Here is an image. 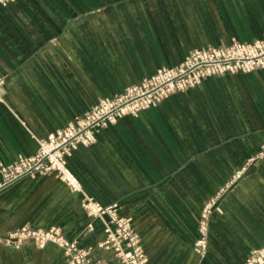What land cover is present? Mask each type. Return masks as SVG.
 Instances as JSON below:
<instances>
[{
	"label": "crops",
	"instance_id": "1",
	"mask_svg": "<svg viewBox=\"0 0 264 264\" xmlns=\"http://www.w3.org/2000/svg\"><path fill=\"white\" fill-rule=\"evenodd\" d=\"M264 36V0H14L0 6V162L37 153L46 139L105 98L182 63L196 49ZM78 180L35 173L4 185L0 264H69L54 244L7 243L29 225L59 229L93 261L103 223L87 198L132 220L147 264H246L264 245V69L227 73L169 95L96 132L67 157ZM245 173L209 218L207 249L194 250L205 203Z\"/></svg>",
	"mask_w": 264,
	"mask_h": 264
},
{
	"label": "built area",
	"instance_id": "2",
	"mask_svg": "<svg viewBox=\"0 0 264 264\" xmlns=\"http://www.w3.org/2000/svg\"><path fill=\"white\" fill-rule=\"evenodd\" d=\"M11 1L0 0V6ZM256 69H264V36L253 43L233 41L227 46L196 49L176 67L158 70L140 84L127 87L121 94L98 101L84 116L76 118L46 139L39 140L35 155L20 157L10 165L0 162L4 185L35 173H53L71 188L77 189L79 183L67 166V157L80 145L95 143L96 132L100 129L125 116H135L155 107L169 95L196 87L208 77ZM245 169L237 170L232 180L203 206L198 220V238L194 243V250L199 256L203 257L206 253L210 215L219 210V199L242 178ZM84 208L88 215L103 223L105 237L98 243V248L113 251L120 264H147V254L139 234L132 226V220L120 216L117 205L103 207L87 198ZM25 242L40 249L47 244L57 245L63 250L69 264H105L101 260L93 261L92 248H81L56 228L44 230L25 225L11 232L7 239V243L15 247ZM246 264H264V245L251 253Z\"/></svg>",
	"mask_w": 264,
	"mask_h": 264
},
{
	"label": "rangeland",
	"instance_id": "3",
	"mask_svg": "<svg viewBox=\"0 0 264 264\" xmlns=\"http://www.w3.org/2000/svg\"><path fill=\"white\" fill-rule=\"evenodd\" d=\"M14 1V0H13ZM12 2V1H11ZM11 2H9V3H11ZM9 3H7L6 5H8ZM6 5H1V6H6ZM208 237V236H207Z\"/></svg>",
	"mask_w": 264,
	"mask_h": 264
}]
</instances>
